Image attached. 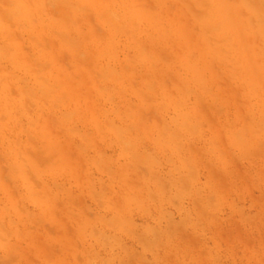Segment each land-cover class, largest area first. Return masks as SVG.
<instances>
[{"label":"rangeland","instance_id":"374dc122","mask_svg":"<svg viewBox=\"0 0 264 264\" xmlns=\"http://www.w3.org/2000/svg\"><path fill=\"white\" fill-rule=\"evenodd\" d=\"M0 264H264V0H0Z\"/></svg>","mask_w":264,"mask_h":264}]
</instances>
